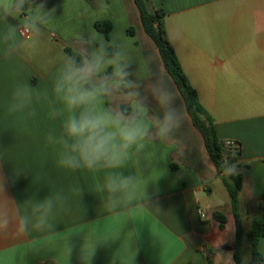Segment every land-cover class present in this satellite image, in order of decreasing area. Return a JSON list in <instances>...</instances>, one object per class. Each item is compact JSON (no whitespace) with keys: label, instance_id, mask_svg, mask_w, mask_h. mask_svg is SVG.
<instances>
[{"label":"crops","instance_id":"crops-1","mask_svg":"<svg viewBox=\"0 0 264 264\" xmlns=\"http://www.w3.org/2000/svg\"><path fill=\"white\" fill-rule=\"evenodd\" d=\"M151 2L167 13L170 40L218 137L239 144L238 162L245 166L242 211L244 195L255 216L264 204V0ZM25 5L17 11L15 0H0V205L27 220L24 232L0 230V264H236L233 219L229 216L225 230L212 219L222 205L213 197L220 178L195 127L201 143L190 140L196 133L186 109L177 110L183 122L171 137L146 140L121 169L63 168L62 145L48 140L49 135L59 140L67 116L53 114L61 104L52 91L70 56L67 47L84 55L116 46L131 65L129 78L151 77L137 38L135 25L143 27L134 0H25ZM100 20L112 22L109 38L96 29ZM23 26L32 28L30 39L22 37ZM154 48L152 63L161 62L170 77ZM25 86L30 101L13 110L21 102L14 93ZM119 98L104 106L132 103ZM158 115L161 106L149 109V116ZM110 172L136 177L131 201L102 190ZM48 200L50 211L42 207ZM259 251L264 260V238Z\"/></svg>","mask_w":264,"mask_h":264},{"label":"clouds","instance_id":"clouds-1","mask_svg":"<svg viewBox=\"0 0 264 264\" xmlns=\"http://www.w3.org/2000/svg\"><path fill=\"white\" fill-rule=\"evenodd\" d=\"M17 11L24 8L22 0H15ZM16 29L9 27V36ZM9 38L8 36L5 37ZM131 65L121 51L111 54L101 47L91 53H85L77 63L75 57L66 56L64 64L53 82L52 91L61 107L54 115L67 113L62 122V134L57 140L48 136L50 142L62 145L58 164L67 169L84 168L95 171L99 168L121 169L131 158L133 151L145 148V141L151 138L166 140L181 127L182 118L173 106L171 92L163 87L153 89V96L161 106L162 115L149 116V109L136 91L139 85L129 79ZM109 69L111 71L109 72ZM128 90V91H125ZM132 100L131 111L125 112L119 107L104 106L106 101L117 95ZM31 93L25 86L14 93L21 101L13 110H20L30 101ZM35 115V112L32 113ZM156 131L153 134L152 128ZM222 170L226 175L237 173L235 163L225 161ZM137 179L122 172H110L103 186L111 195L120 193L131 201L136 192ZM51 210V201L42 205ZM43 220L35 227L39 228ZM14 227L18 232L27 230V220L16 219L6 205H0V230ZM96 243L88 245L94 250ZM87 253L84 254L86 259Z\"/></svg>","mask_w":264,"mask_h":264},{"label":"trees","instance_id":"trees-1","mask_svg":"<svg viewBox=\"0 0 264 264\" xmlns=\"http://www.w3.org/2000/svg\"><path fill=\"white\" fill-rule=\"evenodd\" d=\"M134 3L138 9L143 30L158 50L164 70L181 95L191 123L200 133L205 150L228 192L230 213L234 224L233 253L236 264H263L264 260L259 251V243L264 238V204L260 206L259 213L251 218L250 225L246 228L240 199L244 187L242 171L245 166L238 162L239 144L234 141L237 143V147L232 142L218 137L214 119L201 103L198 91L187 77L170 40L165 24L166 11L163 8H155L151 0H134ZM95 27L109 38L113 24L110 20H100L95 23ZM128 32L135 36L133 27H130ZM116 50V46H110L107 51L111 54ZM65 51L71 57H75L77 63L83 57L81 52L72 48L67 47ZM121 110L130 112L131 105H122ZM225 161L236 164V174L226 175L223 172L222 165ZM172 168H175V165H172ZM229 216L227 212L218 209L212 212V219L218 222L221 230L227 228Z\"/></svg>","mask_w":264,"mask_h":264},{"label":"rangeland","instance_id":"rangeland-1","mask_svg":"<svg viewBox=\"0 0 264 264\" xmlns=\"http://www.w3.org/2000/svg\"><path fill=\"white\" fill-rule=\"evenodd\" d=\"M29 17H31V19H33L34 15L33 13H28ZM135 28L137 30V38L139 39L140 45L142 47V49L144 50V53L146 55V57L148 58V63H149V68H150V78L146 79V80H141V81H135L131 78H129L130 80H132L135 84L139 85V87L137 89H135L136 91H138L140 93V99H142L144 101V103L149 107V109H151L152 111V107L156 110L159 109L160 106L159 104L156 102V100L154 99L152 101V97L153 96V89L155 88H159V87H163L167 90H169L173 96V106L177 109V110H184V104L182 102V99L180 98V95L178 93V91L176 90V87L174 86L173 82L170 80L171 78L168 77L167 75L162 73V68H161V62H159V66L155 65L154 63H152V50H154L155 46L152 42V40L146 35V33L144 32L143 29H139L138 27L135 25ZM152 71L154 74V81L152 83ZM154 84V85H153ZM128 91V90H125ZM129 102L131 101V99L126 98L123 95H120L119 101L118 102ZM129 105V104H128ZM131 105V104H130ZM159 106V108H157ZM189 119V118H188ZM191 123V120H189ZM190 129H192V131H194V133H196L195 137L192 138L191 137V141H193L194 143H201V139L200 136L198 134V132L194 129V126L192 124H189ZM196 138V139H195ZM202 145V144H201ZM214 189H215V194L213 195L215 201H221L222 205L220 207H218V210H222L227 212L231 218L232 215L230 213L231 211V206H230V198L228 195V192L223 184V182L218 179L216 181H214ZM243 207L244 210L246 209V213L243 212V219H244V225L247 228L249 226L250 223V218L256 213V209L254 207H251L249 203H245L248 201V198L244 197L243 195Z\"/></svg>","mask_w":264,"mask_h":264},{"label":"built area","instance_id":"built-area-1","mask_svg":"<svg viewBox=\"0 0 264 264\" xmlns=\"http://www.w3.org/2000/svg\"><path fill=\"white\" fill-rule=\"evenodd\" d=\"M20 33H21L23 38L30 39L31 36H32V28L30 26H23L20 29ZM228 141L232 142L235 145H237V143L234 142L233 140H228ZM237 147H238V145H237ZM199 214H200V217L203 218V219H207L208 218V214L204 210L199 211Z\"/></svg>","mask_w":264,"mask_h":264},{"label":"water","instance_id":"water-1","mask_svg":"<svg viewBox=\"0 0 264 264\" xmlns=\"http://www.w3.org/2000/svg\"><path fill=\"white\" fill-rule=\"evenodd\" d=\"M22 2L24 3V8L21 10H25L26 9L25 0H22Z\"/></svg>","mask_w":264,"mask_h":264}]
</instances>
